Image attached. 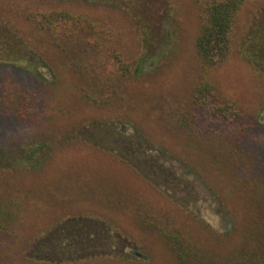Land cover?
Returning a JSON list of instances; mask_svg holds the SVG:
<instances>
[{
	"label": "rangeland",
	"instance_id": "rangeland-1",
	"mask_svg": "<svg viewBox=\"0 0 264 264\" xmlns=\"http://www.w3.org/2000/svg\"><path fill=\"white\" fill-rule=\"evenodd\" d=\"M7 1L0 12L12 23L14 12L39 7L68 10L111 29L126 61L143 55L144 31L167 28L169 7L178 28L167 59L153 52L122 98L108 103L80 98L79 76L51 45L44 49L46 64L37 60L28 73L0 66V92L20 87L39 108L27 122L0 117V202L12 203L16 213V224L0 234V264H174L144 220L165 217L215 256L232 253L251 220L249 206L264 189V76L246 61L248 43L256 37L250 47L256 54L264 34L245 44L264 25V0L245 4L229 58L207 74L194 51L198 21L189 0H11V7ZM22 27L32 46L35 35ZM202 77L244 116L221 120L197 107L193 91ZM182 117L196 139L178 125ZM220 133L245 135L260 169L233 173L213 161L211 137ZM41 144L45 151L34 164L26 152Z\"/></svg>",
	"mask_w": 264,
	"mask_h": 264
},
{
	"label": "trees",
	"instance_id": "trees-1",
	"mask_svg": "<svg viewBox=\"0 0 264 264\" xmlns=\"http://www.w3.org/2000/svg\"><path fill=\"white\" fill-rule=\"evenodd\" d=\"M5 1L0 0V5ZM189 1L197 12L198 21L194 51L200 69L207 74L211 69L222 67L229 58L235 24L249 0ZM7 2L9 7L14 5L11 0ZM169 11L167 28L160 27L163 33L167 32V36L161 35V31L155 33L153 31V34L144 31L141 42L143 55L133 61L122 59L121 54L117 52L111 29H99L92 20L71 11L39 7L16 11L14 12L16 23L4 18V12H0V66H11L28 73L37 60L46 64L43 60L44 53L46 54L44 49L50 50L49 45H51L66 69L79 76L81 85L78 90L82 91L80 98L84 102L99 104L100 100L101 103H108L114 98L121 99L126 83L140 77L142 61L149 60L153 57L150 55H154L153 52L157 53V51L160 52L163 61L167 59L178 28V21L171 15L170 7ZM22 26L29 28V31L35 35L33 47L24 33L26 28ZM257 32L264 34V25L260 31L249 34L245 44L251 40L250 36ZM255 39L256 37H253L252 43H248L250 55L247 53L249 59L246 61L255 65L264 76V56L262 55L264 39L261 45L257 46L256 54L253 55L250 47ZM35 42L38 46L34 45ZM91 87L94 88L92 91L89 90ZM7 89L0 92V117L5 120L17 118L23 122L34 120L39 113V108L35 97L29 95L32 93H27L20 87ZM193 93L197 107L207 108L211 115L221 120L234 121L244 116L240 106L234 100L220 94L216 85L207 78L202 77L196 83ZM178 125L195 138L189 118L182 117ZM244 136L220 133L211 137L213 161L233 173L248 170L251 166L252 169L257 167L260 169L257 154L252 148L246 146ZM44 149L43 144L34 147L26 152L27 159L33 160L34 164L38 163ZM36 153L39 155L35 158ZM25 168L28 167L24 166L22 169ZM148 183L152 184L149 181ZM253 199L252 207L249 206L251 220L241 233L236 248L225 257H217L207 251L197 243L196 239L191 238L190 233L174 226L167 217L160 223L153 224L149 222V218L144 220L146 225L152 226V231L158 234L166 248L173 254L174 264H264V189H258ZM29 212L27 210V214ZM15 224L16 213L12 209V203L0 202V234L5 233ZM99 224L96 225L99 226ZM62 226L54 228V232L60 231ZM49 263L62 262L50 261Z\"/></svg>",
	"mask_w": 264,
	"mask_h": 264
},
{
	"label": "flooded vegetation",
	"instance_id": "flooded-vegetation-1",
	"mask_svg": "<svg viewBox=\"0 0 264 264\" xmlns=\"http://www.w3.org/2000/svg\"><path fill=\"white\" fill-rule=\"evenodd\" d=\"M123 249H124V246H123Z\"/></svg>",
	"mask_w": 264,
	"mask_h": 264
}]
</instances>
